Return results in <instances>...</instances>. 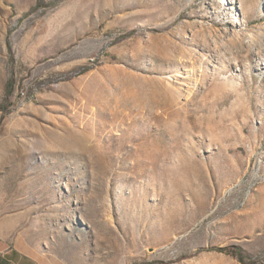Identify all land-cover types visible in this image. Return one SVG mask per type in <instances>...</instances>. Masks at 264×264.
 I'll return each mask as SVG.
<instances>
[{
  "label": "rangeland",
  "instance_id": "obj_1",
  "mask_svg": "<svg viewBox=\"0 0 264 264\" xmlns=\"http://www.w3.org/2000/svg\"><path fill=\"white\" fill-rule=\"evenodd\" d=\"M0 107V255L264 264V0H0Z\"/></svg>",
  "mask_w": 264,
  "mask_h": 264
},
{
  "label": "crops",
  "instance_id": "obj_2",
  "mask_svg": "<svg viewBox=\"0 0 264 264\" xmlns=\"http://www.w3.org/2000/svg\"><path fill=\"white\" fill-rule=\"evenodd\" d=\"M12 252L13 251H7V252H4V254L0 255L2 264H28L24 261L22 257H18V256L12 257L11 256ZM7 256H11L13 259H9V257Z\"/></svg>",
  "mask_w": 264,
  "mask_h": 264
},
{
  "label": "trees",
  "instance_id": "obj_3",
  "mask_svg": "<svg viewBox=\"0 0 264 264\" xmlns=\"http://www.w3.org/2000/svg\"><path fill=\"white\" fill-rule=\"evenodd\" d=\"M8 88H11V85H8ZM1 110V107H0ZM230 254L238 259L239 262L245 263L246 256L244 255L243 251L238 248H233L230 251Z\"/></svg>",
  "mask_w": 264,
  "mask_h": 264
}]
</instances>
